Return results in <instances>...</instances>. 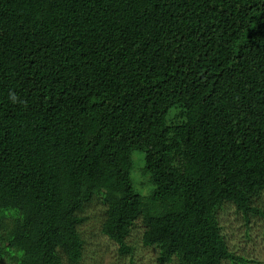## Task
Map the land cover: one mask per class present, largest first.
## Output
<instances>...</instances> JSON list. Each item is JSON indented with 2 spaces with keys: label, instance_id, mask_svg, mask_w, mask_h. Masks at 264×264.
<instances>
[{
  "label": "trees",
  "instance_id": "trees-1",
  "mask_svg": "<svg viewBox=\"0 0 264 264\" xmlns=\"http://www.w3.org/2000/svg\"><path fill=\"white\" fill-rule=\"evenodd\" d=\"M96 221L120 255L263 261L264 0H0V264H83Z\"/></svg>",
  "mask_w": 264,
  "mask_h": 264
},
{
  "label": "rangeland",
  "instance_id": "rangeland-1",
  "mask_svg": "<svg viewBox=\"0 0 264 264\" xmlns=\"http://www.w3.org/2000/svg\"><path fill=\"white\" fill-rule=\"evenodd\" d=\"M139 152L133 151L132 152V158H133V175L131 170V178H135L137 181H143V183H140L138 187L141 188L142 192H146L148 189V186L145 182V175H143L141 171L142 166V159H140V156L137 154ZM143 156V153H142ZM225 219L227 220V225L230 227H237L239 225V221L236 220L231 210L225 209ZM92 222L95 221L94 218L91 219ZM238 222V223H237ZM258 225V224H257ZM255 224L252 227V232L256 236L252 241L247 242L245 245V242L242 241L241 245L244 248V252H248L253 256L255 259L263 260L260 264H264V239L261 238L258 234V228ZM89 227L86 229L94 231L97 229V221L95 222L94 226L88 225ZM240 228V227H239ZM236 228V231L239 229ZM86 231V232H87ZM99 234L100 240L97 242H91L89 245V253H86L83 264H165L162 262H158L155 259L156 252L152 247L149 246H143L138 241L139 234L138 232H133L130 236V240H133L135 244V252L132 256L129 254L120 255L117 252V248L114 242L108 240L105 236H102L98 230H96ZM239 233V232H238ZM235 236V234H234ZM130 257H132V260H130Z\"/></svg>",
  "mask_w": 264,
  "mask_h": 264
}]
</instances>
